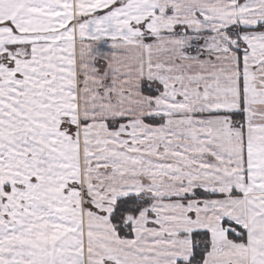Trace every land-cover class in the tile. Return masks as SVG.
<instances>
[{
    "label": "snow or ice",
    "instance_id": "1",
    "mask_svg": "<svg viewBox=\"0 0 264 264\" xmlns=\"http://www.w3.org/2000/svg\"><path fill=\"white\" fill-rule=\"evenodd\" d=\"M0 264H264V0H0Z\"/></svg>",
    "mask_w": 264,
    "mask_h": 264
}]
</instances>
